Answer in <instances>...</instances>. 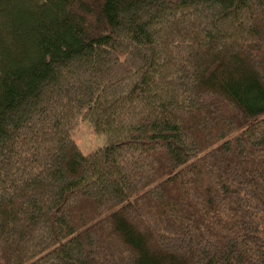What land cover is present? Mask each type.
Wrapping results in <instances>:
<instances>
[{
	"label": "trees",
	"instance_id": "obj_1",
	"mask_svg": "<svg viewBox=\"0 0 264 264\" xmlns=\"http://www.w3.org/2000/svg\"><path fill=\"white\" fill-rule=\"evenodd\" d=\"M88 1L0 0V264H264V0Z\"/></svg>",
	"mask_w": 264,
	"mask_h": 264
},
{
	"label": "rangeland",
	"instance_id": "obj_2",
	"mask_svg": "<svg viewBox=\"0 0 264 264\" xmlns=\"http://www.w3.org/2000/svg\"><path fill=\"white\" fill-rule=\"evenodd\" d=\"M88 2H91V0ZM153 14V29L159 30L164 36L163 45L152 49V53L155 55L156 59L173 66L180 78L192 87L198 99L203 100L204 97L215 96L227 101L237 108H241L246 97L242 93L236 91L223 90L206 84L202 78L201 70L196 65L190 63L179 52L178 46L173 40V33L164 22L162 14L159 12H153ZM73 139L86 155L107 144V137L104 134H98L87 121L80 122L73 133Z\"/></svg>",
	"mask_w": 264,
	"mask_h": 264
}]
</instances>
